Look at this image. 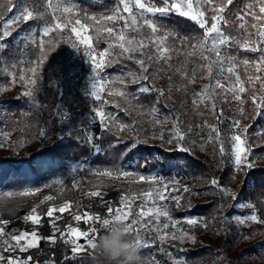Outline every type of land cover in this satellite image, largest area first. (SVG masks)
I'll return each mask as SVG.
<instances>
[{"label":"rangeland","instance_id":"rangeland-1","mask_svg":"<svg viewBox=\"0 0 264 264\" xmlns=\"http://www.w3.org/2000/svg\"><path fill=\"white\" fill-rule=\"evenodd\" d=\"M38 1L16 0L9 16L0 21L2 33L7 19L21 17L9 27L10 36L0 42V199L15 204L16 209L29 206L18 225L10 228L9 241L14 244L13 235L36 231L40 237L37 247L40 241H44V247L35 254H28L34 249L31 248L23 253L9 252L5 256L20 257L28 260V264H83L86 257H92L91 248L88 240L80 237L77 243L81 245V250L73 252V245L65 242L75 239L69 236L70 228L81 232L95 228V236H98L104 228L98 221L87 220L89 215L111 219L109 210H113L114 214L119 208L122 211L130 209L129 221L136 219L142 205L145 210L152 206L144 194L155 195L156 190L161 189L167 199L156 201V204L169 210L170 218L161 217L159 222L141 228L139 233L134 232L150 245L141 247L145 264H175L177 259L185 264L184 254L194 245L210 247L217 252L215 264H264V240L243 246L252 245L254 250H240L242 246L238 247L239 250L233 248L242 239V228L257 222L258 216L255 204L236 196L235 189L244 178L243 167H248H234L230 139L236 134L242 136L247 159L251 162L248 169L264 168V61L260 60L262 53L259 51L264 48V37L259 36L260 32H264V12H260L264 0H231V3L229 0H211L210 3L208 0H194V7L205 11L206 26L210 27L212 15H217L215 22L220 33L228 38L226 43L216 44L219 57L212 50V41L219 40L215 33L207 41L204 34L200 38L193 33L185 36L174 26L163 24L162 20L168 19L170 14L166 18H159L158 14L153 17L136 9L134 0H130V6L136 17L135 25L131 24L129 13L123 12V5L115 0L116 6L127 18L128 26L124 19L112 21L106 19L108 15L96 14L89 17L94 21L93 27L90 22L80 19L54 16L50 22L45 20L37 24L34 16L38 13L33 8L38 7ZM49 1L44 0L52 13ZM4 2L8 0H1L0 5ZM142 2L156 3V0ZM28 12L32 15L25 21L22 17ZM145 19L154 20L157 25L155 33L144 24ZM108 27L113 28L112 35L106 31ZM45 28L49 29L47 33ZM120 32L125 34L126 39L136 41V51L121 54L120 42L115 38ZM51 35L59 36L58 47L53 53L52 66L43 74L37 70L34 49L43 46ZM201 43H204L203 48L199 46ZM98 46L102 47L98 49ZM179 47L186 50V55L189 52L202 63L200 78L192 79L186 66L177 63L176 58L181 54ZM251 48L258 51L253 52ZM137 59H143L149 66L147 73L141 70ZM245 61L248 63L245 64ZM144 75L149 78L143 80ZM33 80L34 84L31 83ZM94 83L99 98L91 95ZM193 83L200 85L199 89L187 95L186 90ZM52 87L55 96L51 92ZM124 87H135V90ZM141 87L151 90L141 92ZM241 87L243 92L239 91ZM28 92L31 96L26 95ZM139 93L157 95L165 107L158 109L150 105L148 98H144L142 103H132L131 100H135ZM78 96L92 102L85 114V123L75 117L80 107ZM190 102L201 107L199 122L187 116L186 104ZM254 107L258 109V119L251 124V120L246 119L250 118V109ZM216 109L220 115L219 124L215 121ZM99 112L105 113L103 119ZM234 121H238L237 126H234ZM37 128L40 130L38 134L35 131ZM177 128L184 136L182 141L175 138ZM103 132L118 139L165 146L169 151L184 148L204 160L215 177L223 175L221 169L225 168V184H219V188L211 185L198 195L193 192L190 183L176 178H162L155 171L95 170L90 167L91 156L75 163L31 156L69 137L85 141L91 148L92 156H96L105 148ZM169 140L173 142L169 143ZM221 144L226 148L224 156L220 153ZM213 145L218 147L217 159L221 166L209 156L210 150H214L211 148ZM27 158L30 164L24 161ZM125 172L128 174L125 175ZM89 177L95 181L90 180L89 186L79 188L78 181ZM105 179H122L133 185L124 183L126 188L111 193L105 187ZM165 184L168 185L166 189ZM67 185L80 191L81 202H58ZM225 189L230 195L225 194ZM92 192H99L100 195L92 196ZM176 197H179L178 201ZM203 200L217 203L211 218L190 216L185 212L190 205ZM65 205L68 207L64 212L58 211ZM50 208L54 210L51 217L47 215ZM29 215L37 216L40 223L26 220ZM76 215L82 219L77 221ZM252 215L257 217L256 221L251 220ZM187 218L196 219L197 224L188 225ZM149 219L143 217L141 223ZM240 219L244 220L243 224ZM175 221L179 223L173 228ZM164 223L169 224L168 229L163 228ZM173 233L176 239L172 238ZM183 233L194 239L181 238ZM162 236H165L163 240ZM49 237H55V240ZM57 244L65 248L59 261H56L53 252ZM86 264H94V261Z\"/></svg>","mask_w":264,"mask_h":264},{"label":"trees","instance_id":"trees-1","mask_svg":"<svg viewBox=\"0 0 264 264\" xmlns=\"http://www.w3.org/2000/svg\"><path fill=\"white\" fill-rule=\"evenodd\" d=\"M1 1V0H0ZM16 0L8 5V2H4V7H0V21L9 16L10 10L13 7ZM38 1V0H37ZM39 5L33 8L34 12L38 14L34 16V21L39 24L43 21H52V17L59 19H80L83 22H90V26L93 27V20L89 17L102 14V15H113L117 9L115 0H50L49 8L44 0L38 1ZM68 8L69 11L65 12L64 9ZM52 14V16H51ZM168 19H163L162 22L165 25L174 26L177 31L185 36H190V33L198 35L200 38L203 36L204 30L200 29L199 26L187 17L179 16L177 13H170ZM41 17V19H40ZM114 21V20H112ZM110 21V22H112ZM175 23V24H174ZM59 36H52L47 38L43 46H36L34 49V56L37 62V70H41L44 74L52 66L54 60L53 53L58 47ZM184 37H182V40ZM95 41V40H94ZM97 41V40H96ZM98 45V44H97ZM41 47V48H40ZM102 46H98L100 49ZM178 51L181 53L180 57H177V63L182 66H186L187 72L191 75L192 79L200 78L201 74V62L188 52L186 55V50L183 47H179ZM47 72V71H46ZM194 77V78H193ZM193 83L190 89L186 90L187 93L196 92L200 85H194ZM53 88V87H52ZM125 89L135 90V87H124ZM51 92L55 96V89H51ZM52 94V95H53ZM188 95V94H187ZM40 98V97H39ZM78 102L80 107L77 109L76 118L82 123L86 121V112L88 108L92 105V102L87 101L81 96H78ZM148 98L150 105L158 107V109L164 108L162 100L157 97V95L151 94L149 96L142 95L141 93L136 95L135 100H131L132 103L138 104L144 102L143 99ZM43 100L42 98H40ZM189 99V98H188ZM186 113L190 116L194 122H199V117L201 114V107L195 106L194 104L187 103ZM250 118L246 120H251V124L258 119V109L255 107L250 109ZM219 112L215 111V121L219 124ZM37 124V121H36ZM39 128V127H38ZM36 129V133H40L39 129ZM35 133V134H36ZM103 140L105 142V148L102 152L98 153L96 156H92L91 148L83 140H78L76 137H69L66 140H61V142L54 145L43 148L42 150L31 155L33 158L48 159V160H68L71 163L83 161L91 156L92 161L90 162V167L95 170H100L101 168H112L116 171L127 170L132 173H143L155 171L156 175L162 178H176L187 183H190L193 192L198 195H202L203 192L211 186V181L216 178L219 184H225L223 182L226 174L225 168L221 169L223 175L215 177L212 172H210L208 164L197 156L193 155L189 151L181 150H167L165 146L151 145L147 142H133L125 139H118L117 137L109 134L108 132H103ZM213 152L210 150L211 154L209 156L212 160L220 165V161L217 159L218 147L213 145ZM217 149V151H216ZM32 159V158H31ZM25 162L29 164L30 159H24ZM221 166V165H220ZM221 168V167H220ZM244 178L241 184L236 187V196L239 198L247 199L256 205V213L258 216V221L249 224L247 227L242 228V239L233 248L238 249L242 246L240 250L248 249L254 250L253 246H246L248 243H256L257 241L264 240V168L248 169L243 167ZM90 180L95 181L93 178L83 179L78 181L79 188H83L90 185ZM124 180L119 179L115 181L114 179H105V187L112 193L119 190V188H126ZM127 185H133V183H126ZM80 189V190H81ZM77 189L72 186L67 185L63 194L59 197L58 202H66L70 200H76L81 202V196H79ZM216 202H208L203 200L202 202L194 205H190V208L185 209V212L190 216L203 217L204 219H209L216 212ZM29 210L28 207H22L16 209L13 215H3L1 216L2 221L8 222L9 230L12 226L18 225L20 218ZM44 247V241H40L39 246L28 252V254H35ZM238 249V250H239ZM65 248L62 245L57 244L54 248V257L56 261H59L62 257V253ZM217 257V252H215L210 247L204 246H192L189 247L184 254L185 264H215V259ZM93 258L86 257L84 263L91 262Z\"/></svg>","mask_w":264,"mask_h":264},{"label":"snow or ice","instance_id":"snow-or-ice-1","mask_svg":"<svg viewBox=\"0 0 264 264\" xmlns=\"http://www.w3.org/2000/svg\"><path fill=\"white\" fill-rule=\"evenodd\" d=\"M208 2L210 3L211 0H208ZM229 3H231V0H229ZM119 4L123 5V12H127L129 13V15L132 17L131 20V24L135 25L136 24V17L133 14V9L132 6H130V0H119ZM8 5H11V0H8ZM0 7H4V5H0ZM134 7L138 10H140L141 12H147L152 14L153 17H157V14L159 16V18H166L168 17V15L170 13H177L179 16L182 17H187L190 20L194 21L200 29L204 30V40L207 41L208 38L215 33L218 37L219 40H213L212 41V50L215 51L217 57L220 56V52L219 50L216 48V44H224L227 41V37L222 36V34L220 33V29L217 26V23L215 22L217 20V15H212V21L213 23H211L210 27H207V20L205 19V11L197 9L194 7V0H156V3H148L145 4L142 2V0H134ZM65 12L69 11L68 8L64 9ZM260 12H264V4H262V6L260 7ZM32 13L28 12L26 15H24L22 18L23 20L27 21L30 17H31ZM21 17L16 16L13 18H9L7 19V21L3 24V32L0 33V42H4L6 40L7 37L10 36V31H9V27L11 25H13V23L15 22V20L20 19ZM107 20H116V19H124L126 22V26L127 25V18L124 17L121 13V11L119 10V6H117V9L115 11V13L113 15H109L106 17ZM77 23H79V21H77ZM144 24H146L148 27H150L153 31V33H155L157 31V25L154 23L153 19H145L144 20ZM59 27V25H58ZM253 27H255V25H253ZM45 33H47L49 31V29L45 28L44 29ZM73 31H75V29H73ZM106 31L109 33V35L113 34V28L112 27H108L106 29ZM259 36L264 37V32H260ZM120 43H119V48L122 50L121 54L124 53H131L137 50L136 47H134V45L136 44V41L134 39H126L125 34L123 32H120V34L118 36L115 37ZM192 39H195V37H192ZM127 45V46H126ZM201 48L204 47V43H201L199 45ZM193 47H196V45H193ZM253 52L258 51L257 48H251L250 49ZM259 51H261V56H260V60L264 61V48L259 49ZM129 59H132V56L128 57ZM148 59H151V57H148ZM136 63L140 65L141 70L144 73L148 72V65L145 64L143 59H137ZM245 64L248 63V61L244 62ZM34 71V70H33ZM229 71H231V69H229ZM149 77L147 75H144L142 77L143 80H147ZM23 79V78H21ZM237 79H239L237 77ZM249 79H252L251 77H249ZM134 82H136L134 80ZM31 83H35V81H31ZM264 86V85H262ZM93 91L91 92V95L96 96L97 98H99V94L96 91L97 85L94 83L93 84ZM151 89H149L148 87H141L139 89V91L141 92H148ZM240 92L244 91V88L241 87L239 89ZM118 95H124L125 93H117ZM26 95L31 96V92L26 93ZM161 95H164L163 91H161ZM237 99H239V97L237 96ZM253 100H255V97H253ZM98 115L101 117V119H103V117L105 116V113L103 112H99ZM234 126L238 125V121H234ZM175 138L177 141H182L184 140V136L180 133L179 129L177 128L175 130ZM231 159H232V163L234 164V167L236 169H240L242 166H246L248 168H251V162L248 161L247 159V155H246V145H245V141L242 139V136L239 134L233 135L231 136ZM169 143H172V140L168 141ZM181 151H185L186 149L181 148ZM220 153L222 156H224L226 154V148L224 146V144H221L220 146ZM125 175H127L128 173L125 172ZM144 177H141V179H143ZM161 183H163L161 181ZM211 185L212 186H217L218 188L221 187L219 185V181H217L216 179H213L211 181ZM164 188H168V185L165 184ZM185 191H187V189H185ZM225 194L230 195V193H227V190L225 189ZM27 193H25L26 195ZM92 196H99L100 193L99 192H92L91 193ZM148 200H150L152 202V206L147 207L145 210V207L142 205L141 209L138 213V218L136 219H131L129 221V216L131 214L130 209L122 211L121 209L117 208L114 211L113 214V210H109V213L111 215V219L109 218H103L101 219V217L96 216H88L87 220H95L98 221L100 223V225L104 228L106 227L110 222H114V221H122L124 223H126L129 227V229L133 232L139 233L141 228H147L150 224L154 223V222H159L161 217H165V218H170V212L169 210L163 208V207H159L156 204V201H165L167 199V197L164 195L163 190L161 189H157L155 192V195H153L152 193H145L144 194ZM233 199H236L235 196L232 197ZM48 199H51V197H49ZM177 201L179 200V197L175 198ZM124 203V198H122V204ZM68 207V205H65L64 207H61L58 209V211L60 212H64L65 208ZM53 209H49L47 215L49 217H51L53 215ZM33 212H35V209H33ZM143 217H150V219L145 222V223H141V218ZM26 220H31L33 223H40V220L37 216L35 215H29L25 217ZM75 219L77 221L81 220L82 217L80 215H76ZM251 220L252 221H256L257 217L255 215L251 216ZM239 222L241 224L244 223L243 219H240ZM177 223H179V221H175L172 224L173 228H176ZM186 223L188 225H196L197 224V220L194 218H187L186 219ZM137 225H139V227H136ZM169 224L168 223H164L163 224V228L164 229H168ZM157 231H159V228H157ZM90 233H92V235L90 236ZM96 233V229L95 228H91L89 230V232H81L79 231L77 228H70L69 231V236L70 237H75V239H70V240H66V243H71L73 245L72 251L73 252H78L81 250V245L77 243L78 238L80 237H84L85 239L88 240V246L90 248L93 247L92 241L93 239L96 237L95 236ZM0 235H3V230L0 229ZM166 235V234H165ZM187 237V233H183L181 238ZM165 238V236H162L161 239L163 240ZM173 239H176V235L175 233H173L172 235ZM189 239H194V237H187ZM11 239L13 241H15L14 244L12 245H8L7 241H4L5 245H7L4 248V252H26L31 248H35L38 245L39 239L40 237L38 236L36 231H32L30 234L28 232H22L19 235H13L11 237ZM49 239L51 240H55V237H49ZM21 241H24V243H21ZM141 247H149V243L146 241H143L142 239L139 241ZM29 260L31 259L30 257L28 258ZM0 264H28V260H24L21 259L20 257H6L3 254H0ZM175 264H184L183 261L177 259Z\"/></svg>","mask_w":264,"mask_h":264},{"label":"clouds","instance_id":"clouds-1","mask_svg":"<svg viewBox=\"0 0 264 264\" xmlns=\"http://www.w3.org/2000/svg\"><path fill=\"white\" fill-rule=\"evenodd\" d=\"M16 205L0 199V216L13 215ZM141 237L122 221L110 222L96 236L91 248L94 264H145Z\"/></svg>","mask_w":264,"mask_h":264},{"label":"built area","instance_id":"built-area-1","mask_svg":"<svg viewBox=\"0 0 264 264\" xmlns=\"http://www.w3.org/2000/svg\"><path fill=\"white\" fill-rule=\"evenodd\" d=\"M0 229L3 230V235H0V254L6 255L9 252H4V248L7 246L5 245L4 241H7L8 245H12V242L10 240V234H9V227L8 222L0 220Z\"/></svg>","mask_w":264,"mask_h":264}]
</instances>
